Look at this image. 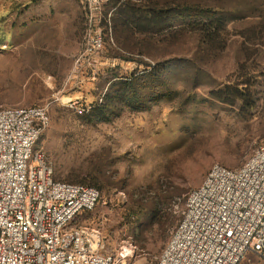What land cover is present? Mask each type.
Returning a JSON list of instances; mask_svg holds the SVG:
<instances>
[{
    "label": "rangeland",
    "instance_id": "1",
    "mask_svg": "<svg viewBox=\"0 0 264 264\" xmlns=\"http://www.w3.org/2000/svg\"><path fill=\"white\" fill-rule=\"evenodd\" d=\"M45 102L35 147L100 190L74 222L152 263L211 165L264 141V0H0V107Z\"/></svg>",
    "mask_w": 264,
    "mask_h": 264
},
{
    "label": "built area",
    "instance_id": "2",
    "mask_svg": "<svg viewBox=\"0 0 264 264\" xmlns=\"http://www.w3.org/2000/svg\"><path fill=\"white\" fill-rule=\"evenodd\" d=\"M102 47L90 35L87 49ZM50 102L0 107V264H127L102 249L96 231L74 221L100 190L55 177L35 145L50 121ZM264 262V141L240 166L216 162L183 202L181 218L149 264Z\"/></svg>",
    "mask_w": 264,
    "mask_h": 264
},
{
    "label": "trees",
    "instance_id": "3",
    "mask_svg": "<svg viewBox=\"0 0 264 264\" xmlns=\"http://www.w3.org/2000/svg\"><path fill=\"white\" fill-rule=\"evenodd\" d=\"M218 32V29H217V27H214V31L213 32H208L206 35H205V37H207V38H210V39H213V36L212 35H214L215 33H217ZM239 91V94H238V97H240V98H242L243 97V95H242V91L241 90H238Z\"/></svg>",
    "mask_w": 264,
    "mask_h": 264
}]
</instances>
